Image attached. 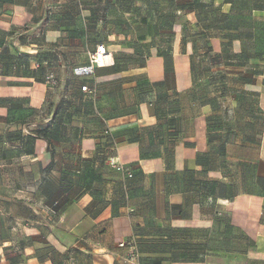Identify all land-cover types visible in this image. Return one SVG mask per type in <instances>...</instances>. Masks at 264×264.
Instances as JSON below:
<instances>
[{
	"label": "crops",
	"instance_id": "obj_1",
	"mask_svg": "<svg viewBox=\"0 0 264 264\" xmlns=\"http://www.w3.org/2000/svg\"><path fill=\"white\" fill-rule=\"evenodd\" d=\"M154 11H163L162 25H144ZM211 14L229 36L227 47L242 54L239 64L255 58L264 69V0H214L199 18ZM185 19L186 0H0V99L28 98L36 109L50 102L26 117L27 101H13V116L26 124L8 118L10 104L0 102V264L186 262V229L215 222L220 240L229 222L256 243L244 250L245 264H264V196L255 194L264 191V70L243 84L248 106L235 112L229 138L218 140L211 128L208 144L207 116L193 105L186 110L192 78H178L179 64L193 54L192 42H183ZM100 44L112 64L73 78V68L87 64ZM212 44L219 53L222 41ZM165 45L172 64L157 55ZM19 52L32 68L42 59L37 76L53 74L59 85L50 89L13 70ZM82 84L101 90L97 109L108 119L109 142L81 104ZM64 118L66 128L59 125ZM45 125L52 137L31 147L25 136ZM112 157L127 173L109 166ZM200 182L225 190L204 193ZM234 186L235 193L228 190ZM227 236L232 241L233 233ZM130 239L139 243L138 263L119 247Z\"/></svg>",
	"mask_w": 264,
	"mask_h": 264
},
{
	"label": "rangeland",
	"instance_id": "obj_2",
	"mask_svg": "<svg viewBox=\"0 0 264 264\" xmlns=\"http://www.w3.org/2000/svg\"><path fill=\"white\" fill-rule=\"evenodd\" d=\"M192 1L194 2V0H186V4H190L195 9L192 14L189 12L192 11L191 9L186 11V31L184 35L185 40L192 42L194 45L191 61L195 89L187 95L190 102L188 101L186 110L193 105V107H196L197 113L210 117L213 135L224 142L230 136L235 112L238 109H246L248 106V96L246 90H244L246 86L243 84L248 81L250 75L262 73L264 69L260 61L256 63L255 58H252L248 63L239 64L238 62H232L230 56H225V61H219L210 53L207 49L209 40L213 35H217L219 31L215 27L206 28L198 25V3ZM179 68L178 78L180 83L182 84L184 79H186V83H189L191 76L189 60L186 59V62L180 63ZM16 137L19 136L16 135ZM6 138L7 135H4V139ZM3 171L6 172V169ZM15 172H22V167L15 166ZM199 184L202 185L201 187L204 190H201V192L204 193L207 191L219 193L225 185L217 183L212 189L209 183L200 182ZM208 186L209 188L206 190ZM238 188V186H234L228 188V190L235 193ZM210 203L214 205L215 201L213 200ZM218 203L219 205L221 203L226 204L222 201H218ZM16 234H18V231ZM223 234H225L224 238L226 239L223 241L219 239L221 237L219 231H215L207 237L198 233L193 234L189 239V247L187 248L189 250L186 251V255L192 257L198 253H204L205 264H245L243 256V251L246 248L245 242L236 237H233L231 241L227 238L225 231ZM14 240L17 244L22 241V238L16 235Z\"/></svg>",
	"mask_w": 264,
	"mask_h": 264
},
{
	"label": "trees",
	"instance_id": "obj_3",
	"mask_svg": "<svg viewBox=\"0 0 264 264\" xmlns=\"http://www.w3.org/2000/svg\"><path fill=\"white\" fill-rule=\"evenodd\" d=\"M195 1L198 3V25L206 27V28L207 27H215L216 30H220L222 25H218L216 23V21H215L216 18L214 16H212V14L208 18H202V19L199 18L200 10L203 11V13H205L206 12V8L207 7H211L214 0H198V1L194 0V2ZM188 9H191L192 11H189V12L192 13L195 8L190 6V4H186V11ZM151 17H152L151 18V22L150 21L149 22H144L143 24L144 25L154 26V27L162 25L163 18H164L163 11H154V12H152V16ZM185 31H186V25H184V27H183V42L184 43L187 42L185 40V35H184ZM214 37H216V38H218V39H220L222 41V48H221L219 53L215 52V50L213 48L212 40L214 39ZM228 37L229 36H227L226 34L223 35L221 32H218L217 35H213L210 38L209 45H208L207 49L219 61H225L226 60L225 56H230V59H232V62H234V63L238 62L239 63L237 57L241 56L242 54H234L227 47V45L225 44V40ZM151 40H152L151 43H154V41H153L154 39H151ZM193 49H194V45H193ZM156 51H157V55L159 57L164 58V59L168 58L169 61H170V64H172L173 57H172V53H171L172 50H171L170 46H168V45L166 46L165 45L161 49H156ZM192 57H193V54L190 57V72H191V78H192V88H191L190 92L195 89V83H194V78H193V73H192V70H193L192 69L193 65H192V61H191ZM33 62H34L35 68L31 67V63H32L31 57L29 55H26V54H23V53L19 52L14 57L11 66H12L13 70L22 72L25 77L29 76L28 78L33 79L35 82H41L43 84H46L50 89H55L59 85V79L57 77H55L53 74H49V75H46L43 78H39L37 76V72H40V71H42L44 69L45 62L42 59H40V58L34 59ZM46 63H47L46 64L47 67L50 66L48 61H46ZM118 66H119V64L117 62H115V64L113 65L112 68H115V67H118ZM100 69H105V68H100ZM100 69H96L95 75L97 74V71L100 70ZM51 76L56 80V86H54V87H52L48 83V80H47V78L51 77ZM72 76L75 79L78 78V77L74 76L73 70H72ZM85 85H88V84H82L81 87L85 86ZM81 87H80V92L83 94V100H81V104L84 107L87 106V107H90L93 110V113L96 116L94 118L96 120H98L99 123L102 125L103 138L106 139L107 142H109L111 140V138H112V133H110L109 135L105 134V132L108 129V127L106 125L108 119H107V117H105L101 113V111L99 109H97L98 98H99V96L101 94L100 88L98 86H92V87L89 86L90 88L96 89V91H97L96 95L92 96L89 93H83L82 90H81ZM13 101H27V105H28L27 110H29L30 114L28 116H26V117H32V116H36V115L42 114L46 110H48L49 107H50V102L48 101V97L46 98V101H45L44 105L40 109H36V108L31 107L30 106V101H29L28 98H11L10 97V98H2V99H0V102L9 103L10 104V106H8V118L11 117L13 119L12 120L13 122L17 121L16 124H24V123L26 124L29 121L27 119H25V117L21 118V116L20 117L19 116L18 117L13 116V114H14V111H13V106L14 105L12 103ZM94 109H96V110H94ZM69 120H70V118H64L62 120L60 119L59 125L61 127L66 128V127L69 126ZM206 120H207V143L209 144L210 140H211V130L210 129L212 128V123H211V118L210 117L207 116ZM50 125L39 126L37 129H32L29 132V134L27 136H25L26 139H27V142L31 143V145H32L31 147H33V144L36 143L37 140H40V139L48 140L50 137H52L51 130H53V129H52V127ZM52 125H54V126L56 125L57 126L58 124L55 121ZM212 131H213V129H212ZM16 135H18L21 138L22 137V132L20 131ZM187 144L189 146H194L193 143H187ZM224 190H225V187H224L223 191ZM255 194L262 197V196H264V191H263V193L261 195L259 193H255ZM235 199H236V197H231V198L228 199V201L233 202ZM229 214L230 213H228L226 211L225 212H217L216 213V215H217L216 219L221 218L222 215L226 216V215H229ZM216 226H217V224L215 222L213 228L201 229L199 231H196L195 233L202 234V235L207 237V236L211 235L213 232L217 231L216 230ZM225 226H226V230H224V231L227 233V235L233 233L234 237H236V238H238V239H240V240L245 242V244H246L245 247L246 248L244 250L255 249L256 248V243L252 239H250L240 228L232 225V223L230 224L229 222L225 223ZM195 233L193 232V230L190 231V230L186 229V234H187L186 235V238H187L186 251L189 250V249H187L189 247V239ZM135 242H136L138 257H137V259H133L129 255V258L131 260H133L134 262L138 263L139 260H140V250H139V243L136 240H135ZM203 258H204V253H198L197 255H194L192 257H190V255H186V262L185 261H176V262H173L172 264H205V260Z\"/></svg>",
	"mask_w": 264,
	"mask_h": 264
},
{
	"label": "built area",
	"instance_id": "obj_4",
	"mask_svg": "<svg viewBox=\"0 0 264 264\" xmlns=\"http://www.w3.org/2000/svg\"><path fill=\"white\" fill-rule=\"evenodd\" d=\"M58 1V0H55ZM112 64V54L108 51L105 45H98L95 50L88 53V62L85 65L75 67L73 69V74L78 78H88L95 75L96 69L107 68ZM48 83L54 87L56 86V80L51 76L47 78ZM81 90L83 93H89L92 96H95L97 91L96 89L90 88L88 85L82 86ZM111 133L110 129H107L105 134L109 135ZM109 166L115 169L120 173H127L126 167L117 162L115 158H110L108 160ZM128 177H132L131 174ZM119 247L122 249H127L128 254L133 258L137 259L138 252L136 247V242L134 239L123 241L119 244Z\"/></svg>",
	"mask_w": 264,
	"mask_h": 264
}]
</instances>
